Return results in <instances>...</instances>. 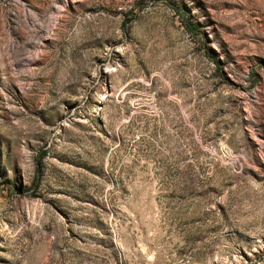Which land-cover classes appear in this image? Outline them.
I'll use <instances>...</instances> for the list:
<instances>
[{
    "label": "rangeland",
    "instance_id": "obj_1",
    "mask_svg": "<svg viewBox=\"0 0 264 264\" xmlns=\"http://www.w3.org/2000/svg\"><path fill=\"white\" fill-rule=\"evenodd\" d=\"M0 264H264V0H0Z\"/></svg>",
    "mask_w": 264,
    "mask_h": 264
},
{
    "label": "trees",
    "instance_id": "obj_2",
    "mask_svg": "<svg viewBox=\"0 0 264 264\" xmlns=\"http://www.w3.org/2000/svg\"><path fill=\"white\" fill-rule=\"evenodd\" d=\"M216 62H218V59H214ZM221 74H223L224 75V73L222 72ZM224 78H226L225 76H223Z\"/></svg>",
    "mask_w": 264,
    "mask_h": 264
}]
</instances>
